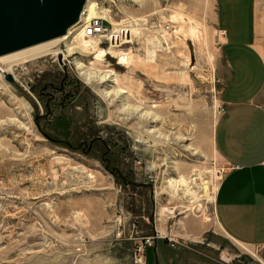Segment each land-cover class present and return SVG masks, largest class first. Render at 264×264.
<instances>
[{
  "label": "rangeland",
  "instance_id": "374dc122",
  "mask_svg": "<svg viewBox=\"0 0 264 264\" xmlns=\"http://www.w3.org/2000/svg\"><path fill=\"white\" fill-rule=\"evenodd\" d=\"M92 1L111 42L82 48L80 21L12 74L0 62V264H261L213 234L218 0Z\"/></svg>",
  "mask_w": 264,
  "mask_h": 264
},
{
  "label": "crops",
  "instance_id": "0c3cea01",
  "mask_svg": "<svg viewBox=\"0 0 264 264\" xmlns=\"http://www.w3.org/2000/svg\"><path fill=\"white\" fill-rule=\"evenodd\" d=\"M224 107L213 145L226 171L214 196V235L264 264V0H218ZM249 251V252H248ZM253 251V252H252ZM162 253V254H161ZM160 264L170 259L161 250ZM186 262L206 264L202 258Z\"/></svg>",
  "mask_w": 264,
  "mask_h": 264
},
{
  "label": "water",
  "instance_id": "95a60500",
  "mask_svg": "<svg viewBox=\"0 0 264 264\" xmlns=\"http://www.w3.org/2000/svg\"><path fill=\"white\" fill-rule=\"evenodd\" d=\"M86 1L0 0V57L64 36Z\"/></svg>",
  "mask_w": 264,
  "mask_h": 264
},
{
  "label": "bare ground",
  "instance_id": "6f19581e",
  "mask_svg": "<svg viewBox=\"0 0 264 264\" xmlns=\"http://www.w3.org/2000/svg\"><path fill=\"white\" fill-rule=\"evenodd\" d=\"M99 16H100V12H99V9H98L97 5L96 4H93V1L92 0H87L86 3H85V5H84V7H83V9H82V12H81V14L79 16L78 21L72 27H70L68 29L67 33L64 36L59 37L57 39H53V40L47 41V42H44V43H41V44H38V45H34L32 47H29V48H26V49H23V50H20V51H17V52H14V53H11V54H8V55H5V56L0 57V62L5 63V64H7L10 67V68H8V70L3 71V73L4 74L5 73L6 74L7 73L8 74H12V72H11L12 66L18 65V64H21V63H25V62H28V61L33 60V59H38L40 57H43V56H45L51 50V48L55 44H57L59 42H67L68 40H70V38L72 37V30L71 29H73V27H75L77 24H79L80 21H81L80 24H83L84 23L86 25V27H85V33L82 35V37L80 39L81 42L79 41L80 44L77 42L82 48H94V44H95L94 41L95 40H97V42H99L101 44V42L99 41V39L97 37L102 38V41L105 42L106 39H107V37L109 35H111L110 36V39H109V41L111 42L113 40V37H114V35H113L112 32L106 33L105 35L103 33H99V34L98 33H94L92 35H87L86 34V28L89 25H91V21L92 20H98L97 17H99ZM94 18H96V19H94ZM99 19H102V18H99ZM72 46H73V44H69L67 46L70 54H72L74 52V49L72 48ZM106 54H107L106 51L100 50L99 53H98V55L96 54L97 56H96L95 60L99 62ZM127 63H129L128 62V57H127V55L124 54L123 56L120 57V64H127ZM78 68L81 70V69H83L85 67L81 63H78ZM13 79H14V77H13ZM90 80H91V78H90ZM115 81L117 82V78H115L112 81V83L115 82ZM123 92H124V90H123ZM123 92H121V93H123ZM105 94L108 95L109 93L106 92ZM141 119H143V118H141ZM145 119L147 120V118H145ZM147 121H150V120H147ZM173 183L174 184L171 183V187H172V189H174V188L176 189V187H175L176 184L184 185V184H186V180L184 178H181L180 181H174ZM186 192L189 195H191V197H193V198L195 197V199H199V198H196L197 197V194L194 191H191L190 188H187L186 189ZM175 193H176V191H175ZM204 194H205L206 198L212 199L211 194L208 192L207 187H205V189H204ZM189 195H187V196H189ZM224 259H227V258L225 257Z\"/></svg>",
  "mask_w": 264,
  "mask_h": 264
},
{
  "label": "built area",
  "instance_id": "2783aa9c",
  "mask_svg": "<svg viewBox=\"0 0 264 264\" xmlns=\"http://www.w3.org/2000/svg\"><path fill=\"white\" fill-rule=\"evenodd\" d=\"M98 20H92L91 21V25H89L87 28H86V34L87 35H92V34H94V33H103L104 35L106 34V33H109V31H108V28L106 27V26H104V24H103V20L101 19H99V18H97ZM221 113L222 112H224V107H221ZM171 242V246H173L174 245V243L175 242H172V241H170ZM151 244H152V240L150 239V238H147V239H144V244H143V246H148V247H150L151 246ZM143 247H140L139 248V251L140 252H142L143 253ZM221 261L222 262H226V263H231L230 262V260H223V259H221ZM242 264H248V263H242ZM249 264H252V263H249Z\"/></svg>",
  "mask_w": 264,
  "mask_h": 264
}]
</instances>
